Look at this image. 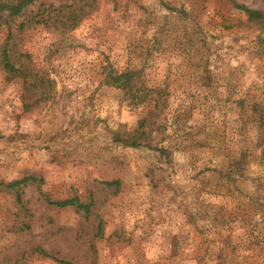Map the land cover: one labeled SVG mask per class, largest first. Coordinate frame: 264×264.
Segmentation results:
<instances>
[{"label":"rangeland","instance_id":"rangeland-1","mask_svg":"<svg viewBox=\"0 0 264 264\" xmlns=\"http://www.w3.org/2000/svg\"><path fill=\"white\" fill-rule=\"evenodd\" d=\"M237 5L264 12V0L5 10L0 264H264V22ZM147 116L142 145L116 139ZM25 176L37 180L8 188ZM72 197L90 211L48 202Z\"/></svg>","mask_w":264,"mask_h":264},{"label":"trees","instance_id":"trees-1","mask_svg":"<svg viewBox=\"0 0 264 264\" xmlns=\"http://www.w3.org/2000/svg\"><path fill=\"white\" fill-rule=\"evenodd\" d=\"M35 0H16V1H9L4 2L3 0H0V18L3 17V13L5 10L8 11L7 16H18L22 14L23 10L32 4ZM238 8L245 11V13L248 14L249 19L257 21V22H264V12L255 10L252 8H249L245 5H237ZM3 60H6V68L9 70H17L14 65L10 64L7 61V51L5 50L3 53ZM130 77V72H126L124 74H121L119 76H115V80L118 82H122L123 79L127 80ZM124 80V81H125ZM150 119L149 116H147L145 119H143L140 122V126L134 130L133 132H121L118 131L115 134V137L118 141L124 142L127 145L132 146H140L145 141L146 137V131H145V125L147 123V120ZM118 135V136H117ZM122 135V136H121ZM30 180L36 181V176H25L24 178L20 180H16L13 182H10L7 184L8 188L10 189H17L16 191L19 193V187L22 183L26 184ZM107 185H115L117 188L121 185V182L119 180H113L110 182H105ZM18 199L21 201V194L18 195ZM50 205H56L58 207H67V206H75L78 210H84L86 212H89L91 209L90 203H83L78 197H72L68 199L63 200H48ZM65 264H70L69 262L65 261Z\"/></svg>","mask_w":264,"mask_h":264}]
</instances>
